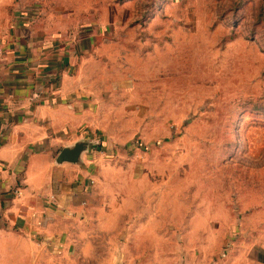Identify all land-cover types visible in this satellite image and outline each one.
<instances>
[{"label":"rangeland","instance_id":"obj_1","mask_svg":"<svg viewBox=\"0 0 264 264\" xmlns=\"http://www.w3.org/2000/svg\"><path fill=\"white\" fill-rule=\"evenodd\" d=\"M54 6L74 20V73L93 105L84 137L112 145L103 179L123 241L137 231L135 264L223 252L230 226L264 203V0Z\"/></svg>","mask_w":264,"mask_h":264},{"label":"crops","instance_id":"obj_2","mask_svg":"<svg viewBox=\"0 0 264 264\" xmlns=\"http://www.w3.org/2000/svg\"><path fill=\"white\" fill-rule=\"evenodd\" d=\"M56 1L0 0V264H135L137 231L123 241L120 199L103 179L112 145L84 137L91 94L74 73L73 17ZM82 141L77 162L57 160ZM240 224L223 252L201 247L191 264H264V203Z\"/></svg>","mask_w":264,"mask_h":264},{"label":"water","instance_id":"obj_3","mask_svg":"<svg viewBox=\"0 0 264 264\" xmlns=\"http://www.w3.org/2000/svg\"><path fill=\"white\" fill-rule=\"evenodd\" d=\"M89 141L77 142L74 146L64 147L58 154L57 160L62 162L65 160L77 162L81 152L87 147Z\"/></svg>","mask_w":264,"mask_h":264},{"label":"built area","instance_id":"obj_4","mask_svg":"<svg viewBox=\"0 0 264 264\" xmlns=\"http://www.w3.org/2000/svg\"><path fill=\"white\" fill-rule=\"evenodd\" d=\"M14 192H15L16 194H19V193H20V188H15Z\"/></svg>","mask_w":264,"mask_h":264},{"label":"trees","instance_id":"obj_5","mask_svg":"<svg viewBox=\"0 0 264 264\" xmlns=\"http://www.w3.org/2000/svg\"><path fill=\"white\" fill-rule=\"evenodd\" d=\"M100 148H101V146H100Z\"/></svg>","mask_w":264,"mask_h":264}]
</instances>
